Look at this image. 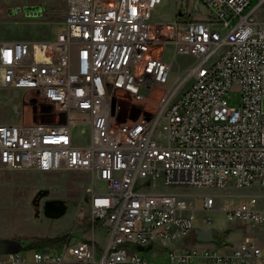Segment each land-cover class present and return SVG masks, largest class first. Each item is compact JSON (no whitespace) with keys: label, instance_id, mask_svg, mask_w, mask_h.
Here are the masks:
<instances>
[{"label":"built area","instance_id":"1","mask_svg":"<svg viewBox=\"0 0 264 264\" xmlns=\"http://www.w3.org/2000/svg\"><path fill=\"white\" fill-rule=\"evenodd\" d=\"M163 1L67 0L55 38L0 41V90H22L23 109L34 107L30 96L44 105L39 118L24 109L17 121L0 120V164L87 172L93 226L109 228L105 248L92 239L36 250L38 264L68 256L82 264H264L252 236L226 250L190 244L212 222L220 193L194 203L188 192L159 190L231 181L264 188V0L248 11L255 0H196L208 18L181 12L157 22ZM171 46L174 58L194 61L175 70L165 59ZM235 89L238 104L227 97ZM78 127L88 137L77 138ZM223 211L230 221L264 224L257 194ZM139 246L167 259L151 260ZM24 262L22 252L0 255V264Z\"/></svg>","mask_w":264,"mask_h":264},{"label":"rangeland","instance_id":"2","mask_svg":"<svg viewBox=\"0 0 264 264\" xmlns=\"http://www.w3.org/2000/svg\"><path fill=\"white\" fill-rule=\"evenodd\" d=\"M110 1V0H106ZM259 0H255L246 10H250ZM196 0H164L155 13V21H169L177 14L188 13V17L205 19L209 17V10L206 6L200 5L195 10ZM26 6H38L39 11L25 10ZM67 0H0V41L12 40H49L58 36L65 27L64 21L67 13ZM259 18H264V9L258 11ZM173 47L166 54L165 59L173 60L175 70L185 69L194 58L189 55H179L174 58ZM230 103L238 104L241 100V93L235 89L227 95ZM23 91L19 89L5 88L0 90V120L14 122L19 119L23 110H27L29 116L38 117L39 110L44 108L43 102L37 97L30 96L34 107L28 102L22 104ZM264 108V98L262 99ZM75 128L77 138L85 139L86 127ZM91 185V175L85 171L62 170L55 172H44L35 168H7L0 164V238L17 239L21 243L47 242L55 238L61 241L51 243L44 248H24L23 254L33 257L36 250H48L61 252L65 245L77 237L79 240L95 239L99 249L105 248L109 237V228L98 221L94 228L92 223V211L89 204L88 187ZM159 190L184 191L191 194L194 203L206 193H220L217 198L216 208L208 213L212 222L207 228H212L217 234L225 236L226 244L218 242L195 244L211 249L223 250L237 246L245 237L252 236L264 247V224L256 225L249 222L230 221L223 211L225 202L238 203L244 195L257 194L258 207L264 210V188L254 185L248 188H238L234 181L220 189L188 187L169 188L159 185ZM48 191L42 201L45 203L51 199L65 200L68 204V211L60 218H50L41 211L40 216H35L36 197L40 191ZM39 195V196H37ZM42 197V196H41ZM199 213V218L203 217ZM202 226V224H200ZM195 236L190 237L193 240ZM189 240L187 243L189 244ZM76 243V242H75ZM74 244V243H71ZM140 253L149 259L157 260L162 255V261L167 259V252L160 253L154 249ZM66 264H82L75 262L72 257ZM98 260L100 255H97Z\"/></svg>","mask_w":264,"mask_h":264},{"label":"water","instance_id":"3","mask_svg":"<svg viewBox=\"0 0 264 264\" xmlns=\"http://www.w3.org/2000/svg\"><path fill=\"white\" fill-rule=\"evenodd\" d=\"M41 8L38 6H26L25 10L27 12L39 11ZM48 193V191H40L38 194L43 196ZM37 195V196H39ZM40 197V196H39ZM36 197L34 200L35 203V216H40V208L38 207V202L36 200L39 198ZM44 214L50 218H60L65 215L68 211V204L65 200L61 199H51L47 200L44 205ZM195 236L193 241H198L202 243H210V242H218V234L212 228H196L190 235V237ZM79 241L77 237H75L71 243H75ZM158 246V245H156ZM152 246L149 245L147 249H150ZM141 250H144L143 246L139 247ZM23 250V244L17 239L11 238H0V255L21 252Z\"/></svg>","mask_w":264,"mask_h":264},{"label":"trees","instance_id":"4","mask_svg":"<svg viewBox=\"0 0 264 264\" xmlns=\"http://www.w3.org/2000/svg\"><path fill=\"white\" fill-rule=\"evenodd\" d=\"M58 241H61V238H55L53 239L52 241H45L43 243H39V242H29V243H22L23 244V249L24 248H30L32 250V248H44L45 246H49L51 245V243H55V242H58ZM218 243L219 244H226V241H225V236L223 235H219L218 234Z\"/></svg>","mask_w":264,"mask_h":264},{"label":"crops","instance_id":"5","mask_svg":"<svg viewBox=\"0 0 264 264\" xmlns=\"http://www.w3.org/2000/svg\"><path fill=\"white\" fill-rule=\"evenodd\" d=\"M157 12V11H156ZM261 19H264V18H261ZM248 236V235H247ZM197 241H191L190 242V244H192V245H196L195 243H196ZM200 243H202V242H200ZM227 249V248H226ZM225 249V250H226ZM224 250V249H223ZM22 252V251H21ZM23 254V253H22ZM23 256L26 258V262H24V263H20V264H38V263H36L35 261H34V259H33V257H28L26 254H23ZM67 263H69L70 261H71V258H70V256H68L67 257ZM7 264H11V263H7Z\"/></svg>","mask_w":264,"mask_h":264},{"label":"flooded vegetation","instance_id":"6","mask_svg":"<svg viewBox=\"0 0 264 264\" xmlns=\"http://www.w3.org/2000/svg\"><path fill=\"white\" fill-rule=\"evenodd\" d=\"M46 196H40L37 200H36V202H38V207L40 208V213H41V211H44V205H45V203L42 201L44 198H45ZM45 212V211H44Z\"/></svg>","mask_w":264,"mask_h":264},{"label":"bare ground","instance_id":"7","mask_svg":"<svg viewBox=\"0 0 264 264\" xmlns=\"http://www.w3.org/2000/svg\"><path fill=\"white\" fill-rule=\"evenodd\" d=\"M140 247V246H139ZM140 249V248H139ZM146 248L144 247V250H145ZM141 250V249H140Z\"/></svg>","mask_w":264,"mask_h":264}]
</instances>
